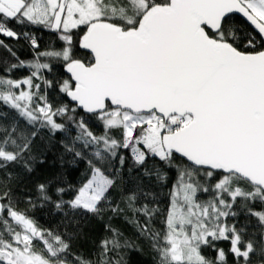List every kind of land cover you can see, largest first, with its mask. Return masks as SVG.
<instances>
[{"label": "snow or ice", "instance_id": "obj_1", "mask_svg": "<svg viewBox=\"0 0 264 264\" xmlns=\"http://www.w3.org/2000/svg\"><path fill=\"white\" fill-rule=\"evenodd\" d=\"M32 29L62 43L42 51ZM0 37L33 53L0 39V264H129L144 246L112 225L128 210L153 264H264V0H0ZM54 150L62 171L23 195L64 231L18 207ZM81 163L76 186L63 169ZM91 219L108 233L95 259L73 252Z\"/></svg>", "mask_w": 264, "mask_h": 264}, {"label": "trees", "instance_id": "obj_2", "mask_svg": "<svg viewBox=\"0 0 264 264\" xmlns=\"http://www.w3.org/2000/svg\"><path fill=\"white\" fill-rule=\"evenodd\" d=\"M17 31H21L19 27L16 28ZM35 34L40 37L39 44L41 47V50H45L46 48H51L53 46L59 47L60 43L57 40V37L54 33H52L49 30H39L32 29ZM79 31V30H77ZM0 39L5 40L6 43L14 45V48L17 50V54L21 59L28 60L31 59L33 56L32 51L28 47L27 43L24 40H20L19 43L6 39L4 37H0ZM74 54L83 57L86 56L87 53L82 51L78 45L74 47ZM8 53L4 51L3 49H0V60L8 59ZM26 74L25 71L18 72L17 75H24ZM54 74L57 75H64L63 68L59 66V64L56 65L54 69ZM56 100L60 101L61 97L56 96ZM97 124L99 122H96ZM94 131L97 133L100 132V128L93 125ZM39 143V141H38ZM58 150H54L53 152L48 154L47 157V164L38 167L35 174H33L32 177L26 178L22 183H20L17 187V194L19 197V204L18 207L21 211L27 209L29 215L34 218L36 223L39 225V227L43 230H65V224H67V221L62 217L61 215L57 214L56 210L51 204H46L43 207H35L33 208L31 205H28L26 203L27 197L23 195L24 191L31 192L33 190L34 184L41 178V177H49L52 175V173L62 171V169L59 168V161L56 159V153ZM151 163V162H150ZM87 165L84 163L79 164L77 168H66L63 169V171L67 172L66 179L70 181L72 184L79 186L81 183L83 177L86 174ZM139 175L138 172H132L128 173L127 169L124 171V177H123V184L121 186L122 190L127 192L129 190H132L136 187V177ZM4 175L0 173V182L4 181ZM142 179V178H141ZM177 173L176 170H170L168 172V180L166 182V186H162L160 184H156V187L152 189L156 193V200L159 202V208L160 209H166L168 207V201H169V193L172 189V186L177 182ZM147 183V181H145ZM26 186V187H25ZM119 189L116 193H114V197L117 199L119 198ZM35 194L33 192V198ZM141 203H146L147 201H144L143 198H141ZM139 206V205H137ZM155 206V205H153ZM121 207H125V205H121ZM110 215V214H109ZM134 219H139L141 223H143L144 217L143 216H134L133 212L131 210H128L125 212L124 215H121L117 218H114L112 220V225L123 233V235L130 239L135 240L138 243L142 244L144 246V252L143 253H132L128 259L129 264H153V255L150 252V249L146 243L142 239H140L136 232L135 224L132 222ZM161 218H157V223L155 227L159 228L160 223L159 220ZM108 222V216L106 215L104 217V223ZM69 232L73 231L72 228L67 229ZM84 233L86 236V239H79L76 241L73 252H83L89 256H91L92 259L96 258V251L97 246L99 244V241L102 240L105 236L108 235L104 231L103 224L95 219H91L88 223V226L84 228ZM37 248H40L39 242H37Z\"/></svg>", "mask_w": 264, "mask_h": 264}, {"label": "water", "instance_id": "obj_3", "mask_svg": "<svg viewBox=\"0 0 264 264\" xmlns=\"http://www.w3.org/2000/svg\"><path fill=\"white\" fill-rule=\"evenodd\" d=\"M82 51L86 52L85 50L81 49ZM87 53V52H86ZM64 71V70H63Z\"/></svg>", "mask_w": 264, "mask_h": 264}]
</instances>
